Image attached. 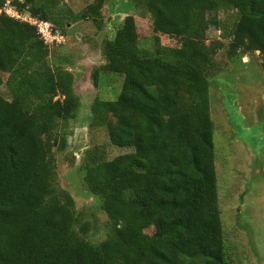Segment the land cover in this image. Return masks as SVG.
<instances>
[{"label":"trees","instance_id":"1","mask_svg":"<svg viewBox=\"0 0 264 264\" xmlns=\"http://www.w3.org/2000/svg\"><path fill=\"white\" fill-rule=\"evenodd\" d=\"M105 1L94 0L89 13L100 18ZM141 1L153 50L139 47L134 16L126 15L93 74L95 85L99 72L122 84L114 100L94 99L90 125L132 149L109 160L88 151L82 160L86 190L113 228L98 244L76 233L74 200L56 186L53 148L66 146V123L80 106L74 76L47 65L34 26L0 13V86L8 72L11 96L0 94V264H226L208 79L223 44L207 43V31L221 28L219 10H235L226 37L232 57H264V0ZM64 3L12 5L64 28ZM162 37L185 43L165 46Z\"/></svg>","mask_w":264,"mask_h":264},{"label":"rangeland","instance_id":"2","mask_svg":"<svg viewBox=\"0 0 264 264\" xmlns=\"http://www.w3.org/2000/svg\"><path fill=\"white\" fill-rule=\"evenodd\" d=\"M93 3L65 0L71 18L64 28L52 23L65 40L47 46L49 66L72 72L80 99L75 117L66 123V146L53 148L56 186L74 200L76 233L98 244L112 235L113 228L96 198L86 190L82 160L88 151L109 160L132 149L112 145L105 128L90 125L94 99L114 100L122 84L121 76L99 72L95 85L93 74L105 63L104 42L113 38L126 15L134 16L141 49L153 50L154 32L141 0H106L100 18L89 13L88 6ZM82 13L87 16L79 18ZM214 15L221 28H209L207 43L220 41L223 45L214 56L208 79L225 260L226 264H264V57L259 52L242 56L238 51L232 57L226 37L237 13L224 9ZM161 42L165 46L185 43L173 37H162ZM24 50L19 48L17 59ZM8 75L2 72L0 94L10 100ZM146 232L152 234L153 230Z\"/></svg>","mask_w":264,"mask_h":264},{"label":"built area","instance_id":"3","mask_svg":"<svg viewBox=\"0 0 264 264\" xmlns=\"http://www.w3.org/2000/svg\"><path fill=\"white\" fill-rule=\"evenodd\" d=\"M14 0H6L0 13L4 12L6 15L11 18L20 20L24 23H27L31 26H34L37 30V34L43 40L46 45L57 43L60 44L64 42V36L55 29L52 23L48 21H43L38 17L29 15L28 13L19 12L12 4ZM23 2V0H19Z\"/></svg>","mask_w":264,"mask_h":264},{"label":"water","instance_id":"4","mask_svg":"<svg viewBox=\"0 0 264 264\" xmlns=\"http://www.w3.org/2000/svg\"><path fill=\"white\" fill-rule=\"evenodd\" d=\"M46 62H47V65L49 66V59L48 58H47Z\"/></svg>","mask_w":264,"mask_h":264}]
</instances>
